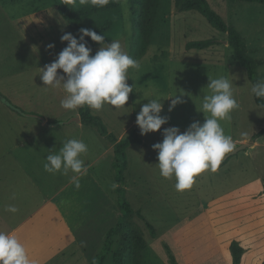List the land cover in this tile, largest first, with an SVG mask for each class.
Returning <instances> with one entry per match:
<instances>
[{"label":"rangeland","instance_id":"374dc122","mask_svg":"<svg viewBox=\"0 0 264 264\" xmlns=\"http://www.w3.org/2000/svg\"><path fill=\"white\" fill-rule=\"evenodd\" d=\"M119 1L118 8L93 16L84 23V28L98 27L113 19V27L100 35L105 37L104 43L120 40L129 55L133 13L129 0ZM208 1L240 30L248 53L259 62V75L264 80V4ZM72 3L76 8L91 5H81L79 0ZM51 5V0H0V203L4 204L9 199L8 191L18 186L29 191L27 198L31 203L33 192L34 203L47 199L72 174L45 172L46 156L58 152L69 139L82 140L88 146L87 153L81 155L88 175L80 178L79 189L71 184L57 199L64 200L66 218L55 219L53 208H47L38 228L34 229L37 222L31 224L24 236L35 233L33 241L46 254L50 244L61 243L60 236L69 225L72 228L81 225L76 230L81 238L87 237L90 228L85 254L80 257L78 253L72 258L71 243L64 256L67 259L64 264H90L100 251L106 232L118 220V192L117 187H112L118 185L113 166L115 150L97 127L72 120L80 115V108L73 112L61 107L66 95L62 88H42L39 67L53 62L67 46V42L60 40L64 33L74 35L58 10L55 14L48 11ZM206 39L216 42L204 49L187 46L191 41ZM226 40L228 34L213 27L199 11H182L176 0H161L150 46L137 60L140 68L128 70L126 82L133 86V92L125 107L115 110L105 104L99 111L92 110L119 139L137 126L136 116L147 100L162 99L160 115L170 118L160 131L141 135L143 143L133 144L127 151L126 198L144 215H135L147 240L143 264H171L169 251L180 264H232L228 245L233 239L244 248L242 264H264V134L258 136L264 129V107L256 103L247 70L235 60L233 48ZM49 44L55 47L48 49ZM100 47L96 43V50ZM208 77H225L232 83L239 107L231 113V120L221 121V125L225 134L232 136L235 148L242 144L246 147L226 154L215 173H201L192 188L178 192L174 178L159 175L155 166L157 152L151 144L162 142L164 128L176 126L183 132L195 121L204 122L203 113L197 109L208 91L205 88ZM176 94H184V102L169 112L171 100L167 98ZM8 102L25 113L12 109ZM22 134H34V140L26 143L28 150L38 151L36 158L26 157L23 146H17ZM37 181L44 187L35 192L33 183ZM95 208L99 209L96 213ZM147 221L155 226L156 236ZM6 228L4 224L0 230ZM118 246L119 239L115 249ZM45 264L63 263L52 260ZM105 264H114L113 257Z\"/></svg>","mask_w":264,"mask_h":264},{"label":"clouds","instance_id":"9594fccd","mask_svg":"<svg viewBox=\"0 0 264 264\" xmlns=\"http://www.w3.org/2000/svg\"><path fill=\"white\" fill-rule=\"evenodd\" d=\"M71 2V0H69ZM109 0H79V4H91L104 7ZM101 47L92 54L88 40ZM61 42L67 46L50 64L39 67V77L45 90L62 88L65 92L61 107L76 112L87 106L99 111L105 104L118 110L125 107L133 86L126 81L130 68L139 70L140 64L131 58L122 48L120 40L104 43L105 37L87 28L79 29L78 37L64 33ZM54 44L47 45L48 49ZM62 70V73H58ZM207 93L203 95L198 112L204 115V122L195 121L181 132L176 126L164 128L162 142L152 145L157 152L159 175L164 179H175V190L183 192L192 188L195 179L201 173H215L226 154L235 149L231 135H226L221 121H230L231 113L239 107L232 91V83L225 77L210 78ZM257 99H264V80L257 81L251 88ZM181 95L170 96L169 112L177 104L183 103ZM160 98L147 100L136 116V125L141 135L161 130L169 122V117L161 116L163 104ZM88 146L79 139H69L63 143L58 152H50L43 164L44 171L55 175H69L70 182L76 189L80 188V177L87 173V165L81 155L87 153ZM118 185L113 184L116 188ZM15 199V194L12 196ZM8 212L17 213L15 205H9ZM0 264H34L27 248L20 242L14 232L0 230Z\"/></svg>","mask_w":264,"mask_h":264},{"label":"trees","instance_id":"16d2710c","mask_svg":"<svg viewBox=\"0 0 264 264\" xmlns=\"http://www.w3.org/2000/svg\"><path fill=\"white\" fill-rule=\"evenodd\" d=\"M132 11V34L130 39L129 56L134 60L142 58L151 43L152 36L156 28V20L160 8L161 0H129ZM249 2H258L264 4V0H244ZM53 5L57 6L60 15L69 24L74 35L78 37L79 29L84 28V23L93 16L116 9L120 6L119 0H109L104 7H93L92 5L76 8L72 0H51ZM177 8L182 11L197 10L202 13L209 23L224 33L228 34V42L233 48L234 58L246 70L249 79L254 85L257 81L262 80L259 75V62L251 56L247 51V43L240 30L233 24L228 23L215 9L212 8L208 0H176ZM113 19H108L104 24L91 28L97 34L110 30L113 27ZM88 46L92 49L94 55L96 50V42L91 41L90 37H86ZM214 39L191 41L188 48L204 49L215 43ZM1 95V92H0ZM258 105L264 107V99H257ZM9 106L22 112L21 108L13 103L8 102ZM27 114V113H26ZM82 123L85 125H94L99 132L107 137L114 146L115 159L113 166L117 171V192H118V209L119 215L117 222L106 232L100 251L95 255L90 264H105L106 261L113 257L114 264H143V251L147 247V240L144 236L142 226L135 220V215L141 217L144 215L141 211H137L131 202L126 198L125 178L124 174L128 168V148L133 144H142L143 140L138 126L130 130L128 134L119 139L113 133L108 131L102 119L92 113V109L87 106L80 108ZM51 123V122H50ZM264 134V129L258 133V136ZM151 144V148H152ZM147 225L153 236H156L155 226L147 221ZM119 239V246L115 249V245ZM228 250L232 255V264H242L244 256V248L237 239L230 241ZM169 259L171 264H180L176 256L169 251Z\"/></svg>","mask_w":264,"mask_h":264},{"label":"crops","instance_id":"0c3cea01","mask_svg":"<svg viewBox=\"0 0 264 264\" xmlns=\"http://www.w3.org/2000/svg\"><path fill=\"white\" fill-rule=\"evenodd\" d=\"M57 10L58 8L55 5H51L50 8L48 9L49 12H53L54 14L57 13ZM42 121L44 123H47V119L42 120ZM35 136L36 138H40L39 140L43 139V137H40L39 135L38 136L35 135ZM34 138H35L34 134L32 135L22 134L20 143L17 144V146L18 145L23 146L24 148L23 153L26 155V157L30 156L31 158H36V156H38V153H37L38 151L28 150V143H26V141L28 142L33 141ZM33 147L38 150L37 146H33ZM12 148L13 146L10 149L12 150ZM87 175H88V172L82 175L80 178L85 177ZM91 178L90 180L92 181V184H93L94 180ZM11 186L15 187V185H11ZM33 186L35 187V192L39 190V188L42 189L44 187L42 186V182L39 183V181L33 183ZM70 186H71V182L69 178L68 182L66 181L64 184L60 185L54 191L52 195L47 197V199L41 200L37 203L36 202L34 203V192H33V203H31L29 199L27 198L29 197V191L24 190L21 186H18V187H15L14 190L11 188L10 191H8L9 199L5 200L4 204L0 203V229H1V226L6 224L7 228L4 231L14 232L17 235L20 242L24 244V246L27 248L28 254L30 258L34 261V264H45L52 260L61 261L63 264L66 263L67 259L64 256L66 252L70 250L69 248H66V247L71 243H73L72 248H74L73 251H71L72 258L75 257L78 253H80L79 256L82 257L83 254H85L86 252L85 242H86L87 237L90 238L91 229L89 228L88 234H85L87 235L86 238H81V235L78 234L76 231L77 229L81 227V225H79L78 228L76 227V225H75V228H72L69 225L65 234L63 236H60V238L62 239L61 243H59L58 245H54L53 243L50 244L49 248H46V251H47L46 254L41 248L40 244L38 245V243L33 241L35 240V233H32L31 237L24 236V231L27 230L31 224L37 222L36 225L34 226V229L38 228L37 227L38 223L42 221L44 211L47 208H53V214H54L53 217L55 219L61 220L62 218L63 219L66 218L63 208H62L64 200L62 199L57 200V199L63 196ZM13 194H15V199L12 198ZM109 203H110V200H109ZM9 205H15L19 209V211L17 213L8 212L6 209ZM30 205H32L31 208H29ZM98 210H99L98 208H95V213ZM82 213H79V214L82 215ZM92 215H93V210H92ZM96 215H98V213ZM10 223H13V224H10Z\"/></svg>","mask_w":264,"mask_h":264},{"label":"water","instance_id":"95a60500","mask_svg":"<svg viewBox=\"0 0 264 264\" xmlns=\"http://www.w3.org/2000/svg\"><path fill=\"white\" fill-rule=\"evenodd\" d=\"M226 42H228V41L226 40ZM42 119H43V118H42ZM43 120H45V119H43ZM72 120H75V121H77V122L82 121L80 115H78L77 117L73 118ZM244 147H246V144H242V145L238 146L237 148L234 149V151H233L232 153L234 154V153L238 152L239 150H241V149L244 148Z\"/></svg>","mask_w":264,"mask_h":264}]
</instances>
